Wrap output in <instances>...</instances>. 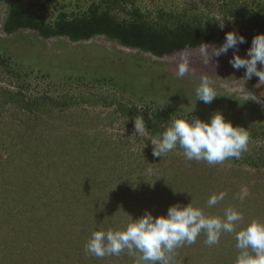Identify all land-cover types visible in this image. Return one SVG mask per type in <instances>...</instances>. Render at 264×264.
<instances>
[{"label": "rangeland", "instance_id": "1", "mask_svg": "<svg viewBox=\"0 0 264 264\" xmlns=\"http://www.w3.org/2000/svg\"><path fill=\"white\" fill-rule=\"evenodd\" d=\"M10 1L0 0V264H137L139 253L97 257L85 243L94 230H123L131 218L166 215L177 203L192 201L221 218L227 208L238 210L237 230L264 221V82L242 80L245 69L229 63L234 53L217 57L207 48L160 59L104 37L46 40L25 29L9 35L3 26ZM92 5L109 6L117 21L139 14L156 29L214 20L247 33L251 20L264 17V0L19 1L45 23ZM181 59L189 62L183 78ZM202 76L217 95L209 104L197 100ZM216 112L248 132V150L238 159L188 161L178 147L153 155L148 138L173 118L207 122ZM135 119L145 122L140 135ZM205 240L202 232L177 247L171 264H234V233H222L213 246Z\"/></svg>", "mask_w": 264, "mask_h": 264}, {"label": "clouds", "instance_id": "2", "mask_svg": "<svg viewBox=\"0 0 264 264\" xmlns=\"http://www.w3.org/2000/svg\"><path fill=\"white\" fill-rule=\"evenodd\" d=\"M244 43H247L244 36L227 32L224 43L218 49H213V55L219 57L227 54L229 49L234 50L229 63L236 70L245 69L242 80L251 79L254 75L260 83L264 82V34L253 37L246 52L248 58L236 54L238 45ZM207 47L203 50L206 54ZM258 63L261 69H258ZM176 67L180 78L189 72L187 59H181ZM244 94L253 100L257 99L250 93ZM196 96L197 100L206 104L217 97L207 76L200 78ZM135 129L139 135L146 130L143 119H135ZM148 139L154 146V156L163 157L178 147L182 149L186 160L205 161L209 165L222 163L228 158L238 159L248 150L249 144L247 130L234 127L220 112L213 114L207 122L196 117L173 118L163 132ZM223 197V193L210 196L208 206L216 205ZM242 219V213L233 208L225 209L221 218L205 215L192 201L187 206L177 203L167 209L166 215L154 217L146 211L139 219L131 218L123 230H94L85 243V251L104 257L118 256L127 249L133 255L139 253L137 264H171L170 254L177 247L195 243L202 232L208 246L218 244L222 233H234L238 250L234 264H264V221L253 219L237 230Z\"/></svg>", "mask_w": 264, "mask_h": 264}, {"label": "trees", "instance_id": "3", "mask_svg": "<svg viewBox=\"0 0 264 264\" xmlns=\"http://www.w3.org/2000/svg\"><path fill=\"white\" fill-rule=\"evenodd\" d=\"M20 0L9 2V11L3 26L6 34L19 30L34 31L43 39L65 37L72 42L87 41L95 37H104L123 47L148 53L156 58H173L181 53L194 52L207 48L218 49L230 32L217 21L177 22L173 28L156 29L138 17L117 21L109 12V6L100 11L92 5L86 13L68 15L60 13L53 23H45L42 17L28 15L19 7ZM251 31L238 33L247 43L238 45V52H247L255 35L264 34V17L250 21ZM229 53L234 50L229 49ZM192 119L191 117H184Z\"/></svg>", "mask_w": 264, "mask_h": 264}]
</instances>
